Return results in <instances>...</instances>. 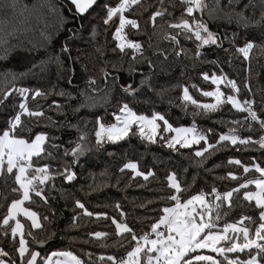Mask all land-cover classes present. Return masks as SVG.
<instances>
[{
	"label": "snow or ice",
	"instance_id": "6c2138e0",
	"mask_svg": "<svg viewBox=\"0 0 264 264\" xmlns=\"http://www.w3.org/2000/svg\"><path fill=\"white\" fill-rule=\"evenodd\" d=\"M68 3L71 5L70 17L63 13L66 6L64 3L47 5L48 10L58 19L56 32L67 33L64 39L54 41L52 34L42 33L46 45L54 44L51 51L45 46L43 59L33 62L24 71H5L0 74V107H4L9 99L13 100L5 119L0 123V178L5 180L4 195L0 200V237L12 247L9 252L0 245V264H264V160L258 162L255 157L247 163L229 157L227 164L235 166L237 170L242 169L243 174L238 175L237 171L229 170L224 177H220L236 183L235 187L225 191L213 185L209 192L201 189L192 194L188 191L190 185L182 184L179 173L168 170L159 190L161 194L158 199L163 205L158 209L159 215L148 218L145 230L140 232L126 222L127 213L121 210L119 202L113 205L119 214L118 218L109 216L106 211H90L81 198L64 193L66 206L70 202L74 212L70 217L72 227H77L81 219L94 218L110 220L114 231L86 232L82 243L101 249L98 253L82 250L80 255L72 250H60L41 255L38 249L43 248L54 236L46 226L56 216V210L50 203L55 199L50 195L51 191L56 190L55 181L59 179L65 185L73 184L78 179L75 168L81 166V160L84 159L87 164V156L103 151L106 144H117L135 135L145 146L160 143L173 153L202 145L188 157L197 168L203 167L204 161L211 154L228 145L237 150L241 146L245 149L258 148L264 156V110H258L251 85L252 54L256 49L264 53V0H228L224 7L217 0L216 7L212 9H209L206 0H168L167 4L165 0H158V3L147 6L146 0H68ZM177 4L180 5L179 15L176 14ZM97 6L98 11L88 16L90 10ZM31 7L34 5L21 3L20 0H0V12L11 13L14 18L24 17ZM135 8L142 11L134 13ZM130 12L137 18H131L128 15ZM145 12H150L145 25H150L154 36L172 45L169 51L176 57L189 56V51L181 45L182 38L194 45L190 59L202 60V50L207 46L227 54L229 64L233 54L242 57L246 63L244 71L247 75L238 83L224 72L219 58L207 60L208 64L219 69V74L215 70L211 73L200 71L199 76L203 82L210 81L215 87L212 90L199 89L195 84L191 87L197 89L203 97H211V103L194 99L189 86L176 85L181 90L179 100L183 110L192 117V122L187 126H174L165 114L154 108L148 114L131 106L137 102L143 87L147 86L149 91L154 90L152 78L155 76L153 70L156 63L152 56L163 57L165 61L169 59L168 52L159 47L154 48L152 43L148 44L149 49H154L152 56L145 55L143 43L130 38L132 30L140 32L139 19ZM205 14L210 19L223 16L229 21H235L238 28L259 29L260 42H256V37L240 36L238 32L221 36L210 29L208 21L204 19ZM69 24L73 26L68 27ZM101 29L105 36L103 43L99 40ZM109 33L111 41L107 40ZM14 34L6 32V37ZM4 44V55L7 56L8 39L4 40ZM75 44L91 45L90 55L98 61V65L93 64L90 69L87 63H83L84 57L79 48L76 49L78 54L73 57ZM34 50L35 45L29 52ZM109 53L116 56L115 61L107 58ZM65 57L68 67H65ZM126 59L127 68L124 66ZM77 63L81 64L87 79L84 88L75 86L79 91L74 93L71 90V73L75 71L72 65ZM145 63L149 69L147 75L137 67ZM52 64L69 73V87L56 90L53 85L45 91L40 86H24L27 77L46 73ZM121 71L133 77L139 73V84L134 87V80L121 83L118 75ZM97 75L104 81L103 88L96 86ZM117 85L121 96L111 113L105 109L104 115L94 114L92 121L82 119L75 124L67 120V109L79 112L81 108H87L91 111L97 107L95 98L103 94L107 99L114 94L112 89ZM221 85H225L229 92L222 91ZM245 90L247 96L242 99ZM164 91L167 89H161L157 95ZM52 96L61 97L63 103L52 99L47 109L64 116L63 121L46 116V109L38 103L41 98L47 101ZM73 100L78 101L75 107L71 103ZM189 105L193 109L191 112H188ZM228 105L229 111L234 110L238 118L220 121L226 131L218 132L215 127L205 130L197 124V117L211 118ZM260 108L264 109V100ZM43 120L48 123L42 125ZM90 122L93 124L91 131L88 130ZM50 127L57 131L73 129L76 136L62 141L61 137L44 130ZM245 127L247 134H242L241 129ZM108 155L113 153L109 152ZM126 170L131 172V179L142 177L148 181L155 177L152 168L141 171L137 160L126 158L118 169L120 175L116 176L112 187L121 183ZM183 171L187 172L188 169ZM89 175L92 179L87 187L91 191L107 186L111 178L107 170L101 172L100 176L108 180L100 184L95 173ZM252 185L255 191L249 190ZM241 192L242 200L247 201L250 207L254 202L253 215L241 214L239 219L224 222L221 227V221H227L229 212L236 206L234 201ZM41 208L50 215L43 214L39 210ZM256 214L258 220L254 219ZM112 237L115 239L109 244L107 241ZM75 239L69 237V242ZM110 248L116 251L108 252ZM241 253L247 258H241Z\"/></svg>",
	"mask_w": 264,
	"mask_h": 264
},
{
	"label": "trees",
	"instance_id": "16d2710c",
	"mask_svg": "<svg viewBox=\"0 0 264 264\" xmlns=\"http://www.w3.org/2000/svg\"><path fill=\"white\" fill-rule=\"evenodd\" d=\"M20 2L34 5V7L29 8L24 17L14 18L11 13L6 14L0 12V74L5 71H24L26 68H30L33 62L43 59L45 57V46L48 51H51L54 44L48 43L46 45L42 33L52 34L54 41H62L67 34L66 32H56L58 19L56 15L48 10L47 5L49 3L54 5L64 3L66 6L63 8V13L65 16L70 17L71 12L69 11V7H71V5L68 3V0H20ZM244 2H247V0H244ZM156 3H158V0H146L145 6H147V4L154 5ZM165 3L167 4L168 0H165ZM206 3L208 4L209 9H212L216 7L217 0H206ZM227 4L228 0H219V5L221 7H224ZM238 7H242V5H238ZM171 10L172 9H169V11ZM96 11H98V6L90 10L87 15L91 17ZM140 11H142L140 8H135L133 10L134 13H139ZM225 11H227L226 8ZM176 14H180L179 4H177ZM128 15L132 18H137L132 12L128 13ZM148 15H150V12H145L144 15L140 17L139 22L141 30L139 33L132 30L130 37L143 43L145 55L152 56V51L154 49L148 48V44L152 43L154 48L159 47L168 52L169 59L165 61L163 57L152 56L153 61L156 63V68L153 70L155 71V76L152 78V86L154 90L149 91L147 86L143 87L137 98V102H133L131 106L144 110L148 114H150L151 110L154 108L165 114L166 118H168L174 126H180L182 124L187 126L192 122V117L187 115L183 110L182 103L179 100L181 90L176 87V85L185 84L189 86L190 94L194 99H197L202 103H211V97H203L197 89L191 87L192 84L197 85V88L203 90H212L215 87L210 84V81L203 82L199 76L200 71H208L211 73L215 70L219 74V69L208 64L207 60L219 58L224 72L229 78L235 79L238 83H241L247 75L244 71L246 63L243 61L242 57L233 54L232 62L229 64L227 62V54L223 51L216 50L214 47L207 46L202 50V60L190 59L189 56L194 50V45L190 42H185L182 38L181 45L189 51V56L182 55L176 57L169 51V49L172 48V45L168 41L162 40L159 36H154L150 25H145V20ZM196 15L199 16V13ZM204 19L208 21L210 29L214 32L220 33L221 36L226 33L231 35L233 32H238L240 36L256 37V42H260L259 29L238 28L235 21H229L223 16H217L214 19H210L208 15L205 14ZM158 23L163 22L158 21ZM72 26L73 25L71 24L68 25V27ZM112 30H114V28ZM6 32H14L15 34L11 37H6ZM5 39H8L9 51L7 56L4 55ZM99 40L101 43L105 40L103 29H101ZM107 40H112L110 33L107 36ZM33 45H35V50L29 52V49H31ZM225 47H227V44H225ZM77 48L81 49L80 54L84 57L82 62L87 63L90 69L93 67V64L98 65V61L93 60L90 55L92 52L91 45H73V57L78 54L76 51ZM107 58L113 61L116 60V56H113L110 53ZM64 59L65 67H68L67 58L65 57ZM127 65L128 61L126 59L124 65L125 68H127ZM72 67H74L75 71L71 73L73 85L71 90L74 93H78L79 89L75 86L79 85V88H84V81L87 79V75L81 68L80 63L72 65ZM137 67L146 75L149 74V69L146 63L137 65ZM251 68V85L252 90L255 93L256 106L258 110H264L260 108V104L262 100H264V53H261L259 49H256L252 54ZM118 75L121 77V83L126 84L134 80V87L139 84L141 79L139 73L133 77L127 72L121 71ZM68 76V72L58 68L57 65L52 64L48 66L46 73L27 77L24 81V86H40L47 91L55 85L56 90H59L60 88L69 87L67 84ZM96 86L98 88L104 87V81L99 75H97ZM109 87L111 88V81L109 82ZM220 87L225 93L229 92V89H227L225 85H221ZM161 89H167V91L162 92L161 95H157V92H160ZM112 92L114 94L107 99L104 98L103 94L101 97L95 98L97 100V107L91 111L87 108H81L79 112L67 109V120L75 124L82 119L92 121L94 114L104 115L105 109L111 113L116 105L117 99L121 96L119 85L112 89ZM246 96L247 92L245 90L241 98L243 99ZM52 99H56L58 102L63 103V99L59 96L49 97L47 101L41 98L38 103L43 105L46 109V116H50L53 120H65V117L58 115L55 110L47 109V106L51 104ZM144 100L149 102L143 103L142 101ZM12 103L13 100L9 99L4 107H0V123L5 119V115ZM29 103L32 107H35V104H32L31 101H29ZM71 103L73 107H75L78 101L73 100ZM229 109L230 105L225 106L218 114H213L211 118L203 116L197 117V124L205 130L208 127H215L218 132L226 131L227 129L223 127L220 121L238 118L234 110L230 112ZM192 110L191 105H189L188 112H191ZM108 122H110V120ZM47 123V120L41 121L42 125ZM92 129L93 124L90 122L88 124V130L91 131ZM44 130L51 132L52 135L61 137L62 141H68L76 136L75 130L68 128H63L57 131L56 128L50 127ZM241 132L242 134H247L246 127L241 129ZM212 142H214V140ZM201 146L202 145H194L191 150L181 149L179 153H173L169 149L162 147L160 143L145 146V143L140 141L137 136L132 135L117 144H106L103 151L87 156V164H85L84 159H82L81 166L75 168V171L78 174V179L70 186L63 184L58 179L55 181L56 190L50 192V195L55 197L50 203L56 210V216L52 223L46 227L54 233V236L43 248L38 249L41 252V255L60 250H72L80 255H82V250H89L98 253L101 249L84 245L82 243L83 239L86 238V232L95 230L108 232L114 231V226L111 225L110 220H95L94 218L91 220L81 219L77 227H72L70 217L74 212L72 211L70 202L66 206L64 193L68 195L74 194L76 197L81 198L90 211H106L109 216H117L118 218L119 214L113 205L116 202H119L121 210L127 213L126 222L131 226H134L136 230L140 232L145 230L148 218L159 215L158 209L163 206L158 199L161 194L159 190L162 187L161 182L164 180L168 170L177 171L180 175L182 184L190 185L188 191L192 194L201 189L209 192L213 185H215L218 190L225 191L230 187H235L236 183L227 179H220V177H224L229 170L237 171L238 175L243 174L242 169L237 170L235 166L227 164L229 157L240 159L245 163L249 162L252 157H255L258 162L264 160V156L261 155L258 148L245 149L241 146L239 150H237V148L228 145L227 147H222L219 151L211 154L208 159L204 161V166L197 168L188 157L191 156V153L194 152L196 148ZM109 152L113 153V155L109 156ZM126 158L137 160L141 171H146L148 168H152L155 172V177L150 178L148 181H144L142 177L131 179V172L126 170L121 179V183L117 187H112L111 185L115 183L116 176L120 175L118 169L122 163L125 162ZM215 165H219L220 167H214ZM81 168H83V171ZM185 168L188 169L187 172L183 171ZM105 170L111 174L110 180H108L107 177L100 176V173ZM89 173H95L96 180L100 184H102L103 181L108 180L107 186H101L96 191H91L87 187L92 179ZM8 182L11 184L10 179ZM4 183L5 180L0 178V200H2L4 195ZM249 190L254 191L255 186H250ZM242 197L243 193L241 192L238 194V198L234 201L236 206L229 212L227 221H221V227L224 222H231L232 220L239 219L241 214L253 215L254 202L250 207L247 201L242 200ZM141 205H144V207H141ZM34 210L37 209L34 207ZM39 210L43 214L50 215V213L45 212L42 208ZM254 219L258 220V214L254 215ZM69 237H75L76 239L70 243ZM114 239L115 238L112 237L107 242L111 244ZM0 245H3L9 252L12 251L11 244L7 243L3 237H0ZM107 251L114 252L116 249L110 248L107 249ZM240 255L243 259L247 258L243 253Z\"/></svg>",
	"mask_w": 264,
	"mask_h": 264
},
{
	"label": "built area",
	"instance_id": "2783aa9c",
	"mask_svg": "<svg viewBox=\"0 0 264 264\" xmlns=\"http://www.w3.org/2000/svg\"><path fill=\"white\" fill-rule=\"evenodd\" d=\"M196 14H198V13H196ZM132 18V17H131ZM118 22V21H117ZM131 38V37H130ZM129 54L131 55V52L129 51Z\"/></svg>",
	"mask_w": 264,
	"mask_h": 264
},
{
	"label": "rangeland",
	"instance_id": "374dc122",
	"mask_svg": "<svg viewBox=\"0 0 264 264\" xmlns=\"http://www.w3.org/2000/svg\"><path fill=\"white\" fill-rule=\"evenodd\" d=\"M255 191V190H254Z\"/></svg>",
	"mask_w": 264,
	"mask_h": 264
}]
</instances>
